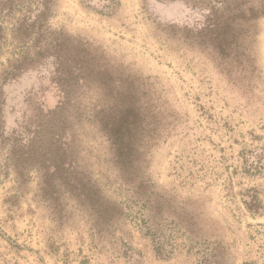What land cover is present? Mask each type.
<instances>
[{
    "label": "rangeland",
    "instance_id": "374dc122",
    "mask_svg": "<svg viewBox=\"0 0 264 264\" xmlns=\"http://www.w3.org/2000/svg\"><path fill=\"white\" fill-rule=\"evenodd\" d=\"M0 264H264V0H0Z\"/></svg>",
    "mask_w": 264,
    "mask_h": 264
},
{
    "label": "trees",
    "instance_id": "16d2710c",
    "mask_svg": "<svg viewBox=\"0 0 264 264\" xmlns=\"http://www.w3.org/2000/svg\"><path fill=\"white\" fill-rule=\"evenodd\" d=\"M42 6L40 5V8H38L36 14L34 15L35 20L38 22L40 20H42L43 18L46 17V6L44 8H41ZM36 68V66L33 68V70ZM32 70V68L27 69V70H22L20 74H25L28 71ZM53 135V140H54V145L56 146V153H55V157H54V172H59L61 169L67 166H69V168L72 169L71 164L70 163H66L65 161L61 160V158L59 157V155L57 154V151L60 149V145H64V143H62L61 139H59L58 137V133L57 131L55 133H52ZM124 150H121L118 146H117V150H116V155L118 158H120L121 156L125 157L126 155L123 153ZM66 163V164H65ZM120 171H122V169H120ZM105 208L102 210V212H105Z\"/></svg>",
    "mask_w": 264,
    "mask_h": 264
}]
</instances>
